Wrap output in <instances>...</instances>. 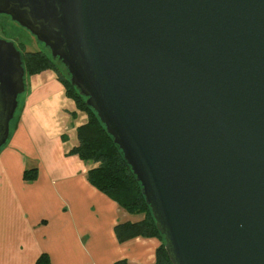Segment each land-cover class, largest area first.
Masks as SVG:
<instances>
[{
  "label": "water",
  "instance_id": "water-1",
  "mask_svg": "<svg viewBox=\"0 0 264 264\" xmlns=\"http://www.w3.org/2000/svg\"><path fill=\"white\" fill-rule=\"evenodd\" d=\"M140 183L171 264H264V0H0ZM25 91L0 38V149Z\"/></svg>",
  "mask_w": 264,
  "mask_h": 264
},
{
  "label": "crops",
  "instance_id": "crops-1",
  "mask_svg": "<svg viewBox=\"0 0 264 264\" xmlns=\"http://www.w3.org/2000/svg\"><path fill=\"white\" fill-rule=\"evenodd\" d=\"M29 89L36 105L50 99L58 104L65 92L52 70L25 79L21 108L0 149V264H35L43 253L49 264H153L161 240L118 241L114 226L142 214L122 209L89 182L93 164L69 153L77 138L64 144L58 134H47L41 107L25 106ZM28 169H35L32 179L24 176Z\"/></svg>",
  "mask_w": 264,
  "mask_h": 264
},
{
  "label": "trees",
  "instance_id": "trees-1",
  "mask_svg": "<svg viewBox=\"0 0 264 264\" xmlns=\"http://www.w3.org/2000/svg\"><path fill=\"white\" fill-rule=\"evenodd\" d=\"M21 54L25 72L31 75L47 69L52 70L64 85L66 95L75 101L80 110L87 113L86 122L76 128L77 144L69 149V153L77 154L81 160L93 164L87 171L89 182L109 195L122 209L132 214H142L139 220L119 222L114 226L118 241L123 242L137 236H157L161 244L156 249V260L153 264H171L164 249L163 236L155 227L150 208L141 192L140 183L95 112L85 104V98L70 84L66 69L64 68V73L57 62L63 66L62 63L45 50L22 51ZM16 114L11 122L10 132L17 119ZM34 172L35 169L25 170V178L32 179L34 176L31 173ZM35 264H49L47 255L41 254ZM112 264L133 263L121 259Z\"/></svg>",
  "mask_w": 264,
  "mask_h": 264
},
{
  "label": "rangeland",
  "instance_id": "rangeland-1",
  "mask_svg": "<svg viewBox=\"0 0 264 264\" xmlns=\"http://www.w3.org/2000/svg\"><path fill=\"white\" fill-rule=\"evenodd\" d=\"M0 38L12 41L18 50L22 51H48L42 43H40L29 31L12 21L8 16L0 14ZM50 53V52H49ZM61 70L65 73V69L57 62ZM30 74L25 72V79ZM33 85V84H32ZM31 88V87H30ZM28 92V91H27ZM24 93L21 95L19 108L16 117L21 108L24 99ZM35 96L34 90L29 89V93L25 97L24 103L26 108L32 106L35 110L41 107L40 122L45 127L49 136L58 134L64 144L71 143L76 138V128L78 125L86 122L88 115L84 110H80L75 101L63 92L62 102L55 104L52 99L43 104L36 105L31 100ZM139 220V219H134Z\"/></svg>",
  "mask_w": 264,
  "mask_h": 264
}]
</instances>
